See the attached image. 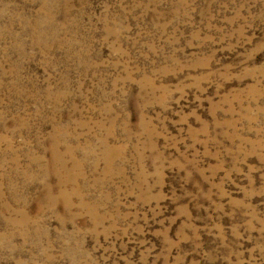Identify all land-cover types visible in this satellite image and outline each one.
Segmentation results:
<instances>
[{"label":"rangeland","instance_id":"rangeland-1","mask_svg":"<svg viewBox=\"0 0 264 264\" xmlns=\"http://www.w3.org/2000/svg\"><path fill=\"white\" fill-rule=\"evenodd\" d=\"M0 264H264V0H0Z\"/></svg>","mask_w":264,"mask_h":264},{"label":"bare ground","instance_id":"bare-ground-1","mask_svg":"<svg viewBox=\"0 0 264 264\" xmlns=\"http://www.w3.org/2000/svg\"><path fill=\"white\" fill-rule=\"evenodd\" d=\"M53 154H54V153H53ZM56 154H57V153H56ZM61 157H62V156H61ZM59 159H60L59 156H55V158H54V162H55V163H59L60 165L63 166V161H59ZM60 160H61V159H60ZM51 163H52V162H51ZM59 164H58V165H59ZM64 164H65V163H64ZM56 166H57V165H56ZM64 167H65V166H64ZM64 167H63V168H64ZM69 174H70V172H69ZM69 176L71 177V174H70ZM71 178H72V177H71ZM71 178H70V179H71ZM65 179H66V178H65ZM66 180H67V179H66ZM62 196H63V195H62ZM64 196H65V195H64ZM65 197H66V196H65Z\"/></svg>","mask_w":264,"mask_h":264}]
</instances>
